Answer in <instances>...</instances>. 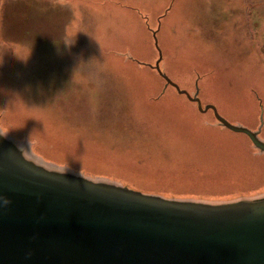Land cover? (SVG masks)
Masks as SVG:
<instances>
[{"label":"rangeland","instance_id":"rangeland-1","mask_svg":"<svg viewBox=\"0 0 264 264\" xmlns=\"http://www.w3.org/2000/svg\"><path fill=\"white\" fill-rule=\"evenodd\" d=\"M154 38L171 81L264 141V0H0V127L146 193L264 195V154L164 86Z\"/></svg>","mask_w":264,"mask_h":264},{"label":"water","instance_id":"water-1","mask_svg":"<svg viewBox=\"0 0 264 264\" xmlns=\"http://www.w3.org/2000/svg\"><path fill=\"white\" fill-rule=\"evenodd\" d=\"M154 44L164 85L264 152L259 129L230 123L171 81ZM0 197L10 201L0 207V264H264V195L198 201L146 193L47 166L1 132Z\"/></svg>","mask_w":264,"mask_h":264},{"label":"flooded vegetation","instance_id":"flooded-vegetation-1","mask_svg":"<svg viewBox=\"0 0 264 264\" xmlns=\"http://www.w3.org/2000/svg\"><path fill=\"white\" fill-rule=\"evenodd\" d=\"M167 85H169V84H167ZM166 85V86H167ZM177 90V89H176ZM188 91V90H187ZM195 91V90H194ZM188 93H189V95L191 96V97H193L194 96V94L195 93H190L189 91H188ZM182 95H185L186 96V98L188 99V100H190V98H188L187 97V95L184 93H181ZM197 96H198V93H197ZM198 98H199V96H198ZM191 102H193L195 105H196V107H197V101H194V100H190ZM204 106V105H203ZM199 110V109H198ZM207 110H210L211 111V109L210 108H207ZM207 110H205V111H201V112H207ZM200 111V110H199ZM213 112V111H212ZM213 114H214V112H213ZM213 125H217V126H222V125H219V123L218 122H216V120H215V123H213ZM4 133L8 138H10L12 141H15L17 144H18V146H20L21 147V149L22 150H24V152L26 151H32V149H31V142H29V141H27V140H25V141H23V140H19L18 138H16L15 136H11V134L8 132V131H5L3 128H1L0 127V133ZM27 142H29V146L27 145Z\"/></svg>","mask_w":264,"mask_h":264},{"label":"clouds","instance_id":"clouds-1","mask_svg":"<svg viewBox=\"0 0 264 264\" xmlns=\"http://www.w3.org/2000/svg\"><path fill=\"white\" fill-rule=\"evenodd\" d=\"M10 201L6 197H0V207H7Z\"/></svg>","mask_w":264,"mask_h":264},{"label":"trees","instance_id":"trees-1","mask_svg":"<svg viewBox=\"0 0 264 264\" xmlns=\"http://www.w3.org/2000/svg\"><path fill=\"white\" fill-rule=\"evenodd\" d=\"M248 139V138H247Z\"/></svg>","mask_w":264,"mask_h":264}]
</instances>
